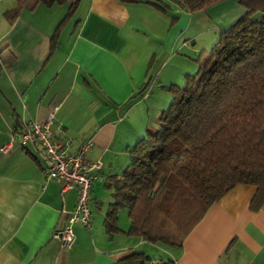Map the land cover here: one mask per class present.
Here are the masks:
<instances>
[{
    "label": "crops",
    "instance_id": "crops-1",
    "mask_svg": "<svg viewBox=\"0 0 264 264\" xmlns=\"http://www.w3.org/2000/svg\"><path fill=\"white\" fill-rule=\"evenodd\" d=\"M17 4L0 0V264H116L157 247L174 264H264V206L250 210L257 192L250 185L214 203L182 250L128 236L127 210L119 233L110 236L104 226L112 201L106 183L131 164L146 132L159 129L167 103L162 82L194 75L200 54L245 15L240 1L191 13L171 0H68L33 10L29 0L10 23L5 14ZM72 6L52 52V35ZM155 65L156 79H149ZM51 114L59 140L72 151L92 140L86 159L103 163L91 193L92 228L77 225L68 250L54 234L75 209L77 190L62 194V184L48 181L42 163L17 144L1 152L24 121Z\"/></svg>",
    "mask_w": 264,
    "mask_h": 264
},
{
    "label": "trees",
    "instance_id": "trees-1",
    "mask_svg": "<svg viewBox=\"0 0 264 264\" xmlns=\"http://www.w3.org/2000/svg\"><path fill=\"white\" fill-rule=\"evenodd\" d=\"M5 16L13 23L29 0ZM191 13L224 0H171ZM245 15L220 33L201 54L196 74L183 85L162 87L173 99L131 150V164L106 183L112 201L104 226L119 233V215L128 211V236L182 250L210 207L238 185L257 192L252 212L264 206V0H239ZM68 0H34L48 8ZM76 10L72 6L51 38V51ZM19 125V124H18ZM116 264H174L134 253Z\"/></svg>",
    "mask_w": 264,
    "mask_h": 264
},
{
    "label": "built area",
    "instance_id": "built-area-1",
    "mask_svg": "<svg viewBox=\"0 0 264 264\" xmlns=\"http://www.w3.org/2000/svg\"><path fill=\"white\" fill-rule=\"evenodd\" d=\"M56 120L51 114L45 121H24L12 132L11 141L1 149L8 153L14 145L32 153L44 166L48 181L62 184V194L76 189L78 192L75 209L66 214L63 227L56 229L54 237L62 249H70L76 242L75 227L92 228L94 214L91 208L92 188L99 180L101 161L95 163L86 159L92 140L84 142L78 150L72 151L69 142L56 137Z\"/></svg>",
    "mask_w": 264,
    "mask_h": 264
},
{
    "label": "rangeland",
    "instance_id": "rangeland-1",
    "mask_svg": "<svg viewBox=\"0 0 264 264\" xmlns=\"http://www.w3.org/2000/svg\"><path fill=\"white\" fill-rule=\"evenodd\" d=\"M219 36H220V34H219ZM217 42H218V40H217ZM217 44V43H216ZM215 44V45H216ZM214 45V46H215ZM214 46H210V48H207L208 50H206V51H204L203 53H206V55H208L209 54V52L213 49V47ZM203 53H201V54H203ZM200 54V55H201ZM198 68H199V65H198V63H197V65H196V70L193 72V74H195V73H197V71H198ZM194 69V68H193ZM157 71H158V68H157V65H155V67L154 68H151L150 69V71H149V79L151 78V79H156V75H157ZM163 83V85H166L165 87H169V86H171V85H183V83H184V80L182 81V82H162ZM159 85H160V83L159 82H156L155 83V86H156V88H159ZM163 89V88H162ZM165 92V94H167V103L165 104V107H166V109H168L169 107H170V105H171V103H172V99H173V97H172V95H171V93L170 92H168V91H164ZM124 211V210H123ZM97 213H100V210L99 209H97V211H96ZM122 212V211H121ZM157 248H159V249H157V251H154V252H147L146 253V255L148 256V257H150V258H153V259H157V260H163V261H168V260H166L167 259V257H166V253L165 252H161V249H160V247H157ZM142 253H144V252H142Z\"/></svg>",
    "mask_w": 264,
    "mask_h": 264
}]
</instances>
